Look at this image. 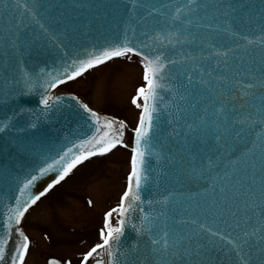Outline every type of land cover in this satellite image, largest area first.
I'll list each match as a JSON object with an SVG mask.
<instances>
[{
	"label": "water",
	"instance_id": "95a60500",
	"mask_svg": "<svg viewBox=\"0 0 264 264\" xmlns=\"http://www.w3.org/2000/svg\"><path fill=\"white\" fill-rule=\"evenodd\" d=\"M11 2L13 5L16 3L35 5L37 19L44 27L41 28L40 24L33 21L31 13L23 8L12 7L11 10H5L3 0H0V220L5 218L10 207L15 206L20 189L31 176H38L41 168L53 163L60 154L69 147L79 144L94 131L90 127L88 113L80 107V104L86 103L73 94L58 92L59 87L80 77L67 80L66 73L72 70L70 65L73 61H76L78 66L79 62L90 58V54L129 42L130 46L142 49L145 53L158 49L177 60L183 59L180 56L181 52H190L197 57L208 56L210 40L220 51L235 49L229 56L236 64L240 63L237 57L243 58L246 66L251 64L253 67L258 66L262 59L258 45L249 46L245 51L242 45L246 44V41L238 37L233 38L231 32L235 31L250 39H256L261 26L264 25V0H229L236 6V10L232 15L234 21L232 28L228 32L209 33L201 29L195 43L176 44L174 48L167 45V41L163 44L157 42L153 46L151 37L159 35L163 40L168 32H175L181 25L179 20L174 23L173 17L177 15L179 9L180 19H186L185 13L188 9L184 5L189 0H11ZM221 27L225 25L221 24ZM202 46L205 49L203 52ZM131 56L141 62L140 57ZM216 62L217 57L202 62L197 60V63H203L205 67H215ZM169 76L170 80L164 82L166 89L161 92L163 100L158 102L155 122L159 126L154 127L151 137V147L145 165L147 180L142 183V202L129 214L120 245L113 247L114 256L109 257L105 250L100 249L98 254L89 259L88 264H96L97 260H101L102 264H160L159 257L153 255L149 237L142 236L138 230L133 229V225H136L137 229L142 224L147 226L148 221L144 219L145 217L152 220L154 231L158 234L157 238L166 229L173 237L178 235L182 239L187 252L183 261L179 257L176 258V264H243L234 251L235 232L232 237L224 234V239L221 240L208 233L197 235L193 231V225L179 223L181 219H189L187 214L183 213L184 207L194 203L188 199L189 195L203 202L205 190L210 188L212 183L206 168L208 163L206 155H212L213 159L217 156L208 152L207 148L204 152L194 154V150H190L189 145L185 143L187 124L192 123L191 109L184 112L185 104L178 100L174 102L178 83L176 70L172 69ZM53 77L63 78L67 82L50 89L47 81ZM167 89L172 91L169 92ZM49 95L58 96L60 100L49 101V107L45 108L40 101ZM176 103L180 104L179 109ZM206 103L207 101L199 108L202 109ZM250 103L259 105L260 101L251 99ZM215 107L218 108L219 104ZM244 111L255 113L250 107H246ZM213 112L214 108H209L210 123L214 119ZM200 114L203 115V112ZM98 115L102 119L106 117L118 121L110 116ZM254 118L258 123L247 134V141L250 148L253 144L257 145L255 178L259 181L258 145L259 138L264 136V124L259 123V116L254 115ZM134 134L135 131L131 141L124 142L128 145L124 148L130 151L134 147ZM187 139L190 141L191 138ZM226 163L227 158L220 162V167L215 169V172L222 174ZM74 170L75 168L72 172ZM215 172L212 174L213 177ZM248 173L251 176V168L248 169ZM57 175L55 170H50L31 187V193L38 195L40 191L46 190ZM125 187L127 189V186ZM165 198H169L167 206L157 203ZM149 201H152L151 205ZM161 212H164V215H160ZM248 215L252 219L247 231L253 233L255 229V233L249 238V244L253 245L252 261L253 264H260V250L264 248V232H261L264 222L259 220L258 209L256 215L251 211ZM20 230L23 231L21 226ZM3 231V228H0V235ZM18 240L19 237L14 235L9 248ZM248 251V246H245V252ZM52 261L60 264L55 259H48L46 262L50 264Z\"/></svg>",
	"mask_w": 264,
	"mask_h": 264
},
{
	"label": "snow or ice",
	"instance_id": "6c2138e0",
	"mask_svg": "<svg viewBox=\"0 0 264 264\" xmlns=\"http://www.w3.org/2000/svg\"><path fill=\"white\" fill-rule=\"evenodd\" d=\"M133 6L136 7L135 4ZM3 7L5 10H11L12 7L23 8L31 13L33 21L40 24L35 13V5L21 3L13 5L11 0H3ZM164 7H169V5H164ZM184 7L188 9L185 13L186 19H180L181 10L179 9L177 15L173 17V22L179 20L181 26L175 32H168L163 40L159 35H153L151 37L153 46L157 42L163 44L167 41V45L174 48L176 44L195 43L201 29L211 33L213 31L228 32L232 28L234 22L232 15L236 6L229 0H189ZM221 24L225 27H221ZM40 27L44 26L40 24ZM231 35L233 38L238 37L246 41V44L242 45L245 51L249 46L258 45L260 47L262 59L258 66L253 67L251 64L246 66L243 58L240 57L236 58L240 60V63H234L229 53L235 52V49L228 48L227 51H220L215 48L211 40L208 44V56L197 57L190 52H181L180 56L183 59L177 60L158 49L145 53L142 49L138 50L130 46L129 42L90 54V58L79 62L78 66H76V61L70 65L72 70L66 73L67 80H74L93 67L131 54L141 58L144 81V86L137 89L136 96L132 100V103L141 110V114L135 129L134 147L131 149V172L128 176L127 189L120 199L119 206L107 212L104 217L103 229L100 232L102 243L97 244L85 254L82 264H88L89 259L94 254H98L100 249L105 250L109 257L114 256L113 247L120 245V238L125 233L129 214L134 212L142 202V183L147 180L145 165L151 147V137L154 127L159 126L155 122L158 115V102L163 100L161 92L166 89L164 82L170 80L169 72L172 69L176 70L178 81L174 102L175 100L183 102L184 112L191 109L192 123L187 124L185 143L189 145L190 150H194V154L204 152L207 148L208 152L217 156L213 159L212 155H206L208 161L206 168L212 183L210 188L205 190L206 195L203 202L189 195L188 199L194 203L183 208V213L187 214L189 219H181L179 223L193 225V231L197 235L208 233L221 240L224 239V234L232 237L235 232L234 251L243 264H253L251 253L253 245L249 244V238L255 233V229L253 233L247 231V226L252 219L248 212L251 211L253 215H256L258 209L259 220L264 222V136L259 138L260 178L257 181L255 178L257 175L255 158L257 145L253 144L251 148L248 147L247 134L258 123L254 115L259 116V123L264 124V25L261 26L256 39H250L235 31H232ZM204 50L202 46L201 51ZM211 57H217L215 67H205L203 63H197V60L202 62ZM177 65L181 67L177 68ZM66 82L63 78L53 77L47 81V84L50 89H55ZM72 99L76 100L75 97ZM251 99H259L260 104H251ZM59 100L60 97L49 95L40 103L47 108L49 101L59 102ZM205 101L207 103L200 109L199 106ZM77 103L80 102L77 101ZM217 104H219L218 108L215 107ZM80 107L88 113L91 120L90 127L94 129L93 133L74 147H69L53 163L41 168L38 176L33 175L24 183L19 197L16 198L15 206L10 207L5 218L0 220V228L4 230L0 235V264H25L30 242L25 233L20 230V226L25 214L41 200L42 196H46L47 192L63 181L77 165L89 158L97 155L103 156L117 146L128 147L124 143L126 125L123 121L106 117L102 119L87 104H80ZM176 107L179 109L180 104L176 103ZM246 107L253 108L255 113L252 111L245 113ZM209 108H214L212 113L214 119L211 123L208 120ZM201 111L203 115L200 114ZM187 137L191 138L190 141ZM226 158L227 163L223 173L215 172V169L220 167V162ZM249 168L252 169L251 176L248 173ZM50 170L57 172V178L47 186L46 190L33 195L30 191L31 187ZM213 172H215L214 177ZM217 187L219 188L218 195ZM168 202L169 198L157 201L165 206ZM149 204L151 205L152 201H149ZM140 210L143 211V209ZM114 214L118 217L117 226H113L112 223ZM160 215H164V212ZM144 219L148 221L147 226L142 224L137 229V226L133 225V229L138 230L142 236L149 237L153 255L159 257L160 264H176L177 257L183 261L187 248L184 247L182 239L178 235L173 237V234L166 229L157 238L158 234L154 231L152 220L148 217ZM261 232H264V228ZM14 235L19 237V240L13 242L9 248ZM245 246H248V252H245ZM50 264H56V262L52 261ZM96 264H102V261L97 260ZM260 264H264V248L260 250Z\"/></svg>",
	"mask_w": 264,
	"mask_h": 264
},
{
	"label": "rangeland",
	"instance_id": "374dc122",
	"mask_svg": "<svg viewBox=\"0 0 264 264\" xmlns=\"http://www.w3.org/2000/svg\"><path fill=\"white\" fill-rule=\"evenodd\" d=\"M69 85L62 91L76 95L101 115L123 121L126 140L131 138L141 113L132 100L144 86L137 60L130 56L113 60ZM130 158L129 151L118 147L84 163L27 214L22 226L30 242L25 264H46L49 257L80 264L82 256L102 241L104 217L124 193Z\"/></svg>",
	"mask_w": 264,
	"mask_h": 264
},
{
	"label": "bare ground",
	"instance_id": "6f19581e",
	"mask_svg": "<svg viewBox=\"0 0 264 264\" xmlns=\"http://www.w3.org/2000/svg\"><path fill=\"white\" fill-rule=\"evenodd\" d=\"M85 75H87V73H86ZM77 80H79V79H77ZM77 80H76V81H77ZM109 154H110V153H109ZM109 154H108V155H109ZM85 163H86V162H85ZM79 167H80V166H79ZM79 167H77V168H79ZM77 168H75L74 171H76ZM74 171H73V172H74ZM67 179H68V177L66 178V180H67ZM66 180H65V181H66ZM65 181H63L62 183H64ZM62 183H60L59 186L62 185ZM54 189H55V188H54ZM52 191H53V189H52V190L46 195V197H47ZM44 198H45V197H44ZM44 198H42V199H41V200H40V201H39V202H38L33 208H31L30 211L33 210L34 208H36V207L38 206V204H39ZM25 217H26V216H25ZM25 261H26V259H25Z\"/></svg>",
	"mask_w": 264,
	"mask_h": 264
},
{
	"label": "trees",
	"instance_id": "16d2710c",
	"mask_svg": "<svg viewBox=\"0 0 264 264\" xmlns=\"http://www.w3.org/2000/svg\"><path fill=\"white\" fill-rule=\"evenodd\" d=\"M69 86H70V85H66V86L62 87L61 90H63V89H69Z\"/></svg>",
	"mask_w": 264,
	"mask_h": 264
},
{
	"label": "flooded vegetation",
	"instance_id": "af4514ba",
	"mask_svg": "<svg viewBox=\"0 0 264 264\" xmlns=\"http://www.w3.org/2000/svg\"><path fill=\"white\" fill-rule=\"evenodd\" d=\"M63 264H66V262H65V263H63Z\"/></svg>",
	"mask_w": 264,
	"mask_h": 264
}]
</instances>
